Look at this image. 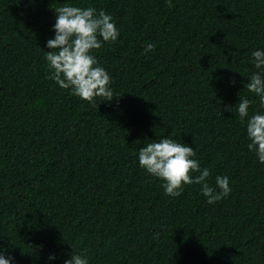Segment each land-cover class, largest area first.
<instances>
[{
    "label": "trees",
    "instance_id": "trees-1",
    "mask_svg": "<svg viewBox=\"0 0 264 264\" xmlns=\"http://www.w3.org/2000/svg\"><path fill=\"white\" fill-rule=\"evenodd\" d=\"M66 3L112 16L120 36L91 54L119 98L89 104L49 78ZM257 48L264 0H0V245L14 264L72 251L89 264H264V164L247 118L225 110L241 97L264 112L244 88ZM162 137L193 147L230 194L166 196L137 159Z\"/></svg>",
    "mask_w": 264,
    "mask_h": 264
},
{
    "label": "clouds",
    "instance_id": "clouds-1",
    "mask_svg": "<svg viewBox=\"0 0 264 264\" xmlns=\"http://www.w3.org/2000/svg\"><path fill=\"white\" fill-rule=\"evenodd\" d=\"M54 12L55 23L51 29L54 36L46 42V47L50 49L46 52L49 78L89 104H95L97 97L107 102L119 98L111 87V76L91 54L93 49L101 48L102 43L116 42L120 36L112 16L103 9L97 11L95 7L82 8L70 3L56 8ZM154 48V44L146 43L143 51L147 54ZM251 62L256 71L247 77L244 88L255 94L259 107L264 109V48H257L251 53ZM230 83L235 84V80ZM251 103L249 99L240 97L236 105H226L225 110L236 113L242 122L247 118V149L254 153L258 163L264 164V112L249 115ZM195 155L193 147L168 137L149 142L137 151L139 167L161 181L164 194L170 198L181 195L184 186L192 184L200 185V193L208 204L228 196L231 192L229 178L217 175L215 186H211L208 182L210 170L201 168ZM57 259L55 253H50L48 264H54ZM14 262L15 258L0 245V264ZM63 264H89V260L72 251Z\"/></svg>",
    "mask_w": 264,
    "mask_h": 264
}]
</instances>
